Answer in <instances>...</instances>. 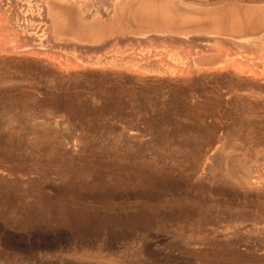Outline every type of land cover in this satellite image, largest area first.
<instances>
[{
	"label": "rangeland",
	"instance_id": "1",
	"mask_svg": "<svg viewBox=\"0 0 264 264\" xmlns=\"http://www.w3.org/2000/svg\"><path fill=\"white\" fill-rule=\"evenodd\" d=\"M0 1V264H264V24L85 40Z\"/></svg>",
	"mask_w": 264,
	"mask_h": 264
},
{
	"label": "bare ground",
	"instance_id": "2",
	"mask_svg": "<svg viewBox=\"0 0 264 264\" xmlns=\"http://www.w3.org/2000/svg\"><path fill=\"white\" fill-rule=\"evenodd\" d=\"M57 2H61L64 6H59ZM208 2H210V0ZM53 3L54 5L46 9V13L50 15L52 23L58 25L60 30L66 29L64 34L79 35L85 40H92L91 38L97 40L105 35L110 36L115 32L121 33L124 29L141 28L142 26L145 27L149 25H151L150 27L155 26L158 29H166L172 32L181 31L182 29L193 26L200 27L210 25L215 30L214 32H230L233 34V32L252 31L264 24V20L261 18V16H264V9H260V7L247 8L246 6L236 7L238 4L232 1L222 2L216 0L214 3L211 2L215 7L213 6V8L209 10H201L196 6L199 2L196 3V1L194 2L191 0H112L109 6L107 5L108 7L102 9V13L100 12V14L96 12H86L80 1L56 0L50 2V4ZM220 3H222V5ZM216 4L219 6H216ZM200 5H203L202 2ZM178 6H182V9L178 8ZM15 13H13L14 16ZM20 13V16L22 15L25 17L28 15L26 11ZM260 13L262 14L261 16ZM13 15H11V17L7 16L9 18H4L6 22L1 24L2 31L26 34L31 40H37L40 45L41 39L38 38L36 34L27 32L22 23L23 21L21 22L22 19L19 18L18 20L16 16L14 17ZM29 16H32V14L30 13ZM168 36H171V33ZM226 41H228V39ZM205 42L206 40L201 43ZM235 42L233 43L235 44ZM208 43L207 41V44L205 43L203 45H210ZM241 43H243V41L240 42V44ZM237 44L239 43L235 45ZM35 49H37V47L22 48V50L29 52H33ZM3 50L8 52L11 49L0 48V51ZM240 159L233 158L229 172H231L236 165L241 169L243 168V171L247 170L246 163ZM242 179L246 180L245 177H242Z\"/></svg>",
	"mask_w": 264,
	"mask_h": 264
}]
</instances>
